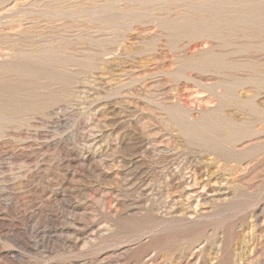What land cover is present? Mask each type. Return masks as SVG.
<instances>
[{"label": "rangeland", "instance_id": "1", "mask_svg": "<svg viewBox=\"0 0 264 264\" xmlns=\"http://www.w3.org/2000/svg\"><path fill=\"white\" fill-rule=\"evenodd\" d=\"M0 264H264V0H0Z\"/></svg>", "mask_w": 264, "mask_h": 264}]
</instances>
